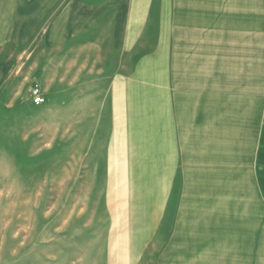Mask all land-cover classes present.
Returning a JSON list of instances; mask_svg holds the SVG:
<instances>
[{
  "label": "rangeland",
  "instance_id": "obj_1",
  "mask_svg": "<svg viewBox=\"0 0 264 264\" xmlns=\"http://www.w3.org/2000/svg\"><path fill=\"white\" fill-rule=\"evenodd\" d=\"M29 32L26 47L40 55L43 35ZM203 50L180 52L178 96L165 87L168 70L159 76L154 59L134 54L123 80L128 93L113 103L106 101L111 76H80L72 55L64 73L44 87L3 84L0 264H201L202 202L192 184L203 175L192 172L202 165L205 146L202 97L196 93L201 81L190 85L184 74L192 64L201 73V61L189 56ZM35 86L44 99L40 106L33 102ZM171 119L181 124L172 158ZM170 160L177 167L174 179Z\"/></svg>",
  "mask_w": 264,
  "mask_h": 264
},
{
  "label": "crops",
  "instance_id": "obj_2",
  "mask_svg": "<svg viewBox=\"0 0 264 264\" xmlns=\"http://www.w3.org/2000/svg\"><path fill=\"white\" fill-rule=\"evenodd\" d=\"M34 28L44 38L40 55L26 47ZM192 46L204 48L189 56L201 61V73L192 64L184 74L190 85L201 81L205 146L192 170L203 173L192 181L202 202L201 264H264V0H0V90L44 87L72 55L80 76H111L113 103L128 93L123 80L134 54L154 59L159 76L168 70L165 87L178 96L177 60ZM156 120L162 129L164 119ZM195 121L192 114L189 132ZM169 124L172 158L181 124ZM169 170L177 178L174 161Z\"/></svg>",
  "mask_w": 264,
  "mask_h": 264
},
{
  "label": "built area",
  "instance_id": "obj_3",
  "mask_svg": "<svg viewBox=\"0 0 264 264\" xmlns=\"http://www.w3.org/2000/svg\"><path fill=\"white\" fill-rule=\"evenodd\" d=\"M32 97L35 105L40 106L43 104L44 99L41 96L40 89L38 88V86H35L33 88Z\"/></svg>",
  "mask_w": 264,
  "mask_h": 264
}]
</instances>
